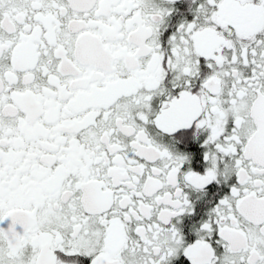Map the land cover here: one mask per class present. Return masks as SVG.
<instances>
[{
  "label": "snow or ice",
  "instance_id": "snow-or-ice-1",
  "mask_svg": "<svg viewBox=\"0 0 264 264\" xmlns=\"http://www.w3.org/2000/svg\"><path fill=\"white\" fill-rule=\"evenodd\" d=\"M0 264H264V0H0Z\"/></svg>",
  "mask_w": 264,
  "mask_h": 264
}]
</instances>
